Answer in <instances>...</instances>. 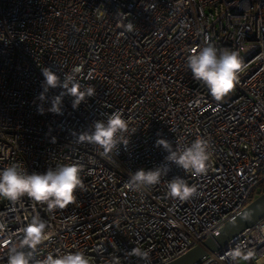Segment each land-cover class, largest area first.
I'll list each match as a JSON object with an SVG mask.
<instances>
[{
	"label": "built area",
	"instance_id": "built-area-1",
	"mask_svg": "<svg viewBox=\"0 0 264 264\" xmlns=\"http://www.w3.org/2000/svg\"><path fill=\"white\" fill-rule=\"evenodd\" d=\"M129 21L133 32L122 27ZM206 43L238 51L246 64L219 102L187 67L190 49ZM43 67L61 80L80 67L77 80L94 86L95 95L77 109L65 95L57 115L47 109L64 90L49 89L40 114ZM117 110L137 130L127 147L109 159L77 142ZM201 136L211 142L206 174L168 162L171 171L159 184L125 188L131 173L165 163L157 139L175 148ZM13 163L29 174L78 164L86 190L52 212L28 197L15 205L0 198V264H7L4 241L19 242L34 215L54 234L38 246L36 260L59 250L82 251L93 264H110L113 256L145 264L128 255L141 247L150 249L151 264H165L216 234L264 192V0H0V169ZM175 176L197 185L199 195L169 198L166 185ZM259 224L264 217L194 264H232L224 257L237 245L264 254L255 239Z\"/></svg>",
	"mask_w": 264,
	"mask_h": 264
},
{
	"label": "clouds",
	"instance_id": "clouds-1",
	"mask_svg": "<svg viewBox=\"0 0 264 264\" xmlns=\"http://www.w3.org/2000/svg\"><path fill=\"white\" fill-rule=\"evenodd\" d=\"M127 32H133L135 25L129 21L122 24ZM188 27V25H184ZM187 67L191 70L195 81L203 84L215 101H222L234 89L239 82L246 64L240 53L235 50L218 49L212 43H206L198 50L190 49L187 56ZM44 81L43 91L38 99L42 102L38 106V112L44 114L43 102L46 101V93L49 89L62 88L59 95L51 98V106L48 112L61 115L62 99L65 95L73 97L72 107L77 109L87 98L95 95L92 85L82 87L76 78L81 71L80 67L72 69L71 73H65L63 80L51 67L41 68ZM137 130L130 129V122L124 118L121 111H113L106 115V119L97 120L90 125V131L80 133L76 140L78 143L87 142L101 149V155L111 159V154L117 153L121 145L129 144L128 134L133 135ZM75 135V134H74ZM156 147H162L167 155L162 163L150 170L139 169L131 173L125 188L132 192H141L161 182L171 171L168 162L178 168L190 172L193 176L206 174L212 158L211 142L205 137H198L190 145L177 143L176 147L167 139L159 138L155 142ZM82 167L75 163L49 167L41 174L33 172L29 174L19 163L0 169V198L10 201L13 205L19 203L23 197L32 201L46 204L49 212L55 209H65L77 200V190L85 191V185L81 178ZM167 196L180 201H189L199 195L198 186L189 185L180 176L173 177L166 185ZM252 214L246 213L242 217L244 221H251ZM73 220L76 218L73 217ZM48 224L39 215L31 217L23 227L19 242L4 241L7 247V264H93V260L82 251H66L56 254H47L42 260L34 259V254L39 245L51 239L54 235L48 230ZM3 224L0 223V232ZM255 239L264 243V224L257 225ZM129 256H135L143 260L145 264L150 262V249L134 247L128 252ZM224 258H230L232 264L240 261L255 264H264V254L258 255L254 249H247L244 245H237L231 249ZM110 264H121L119 257L113 256Z\"/></svg>",
	"mask_w": 264,
	"mask_h": 264
},
{
	"label": "water",
	"instance_id": "water-1",
	"mask_svg": "<svg viewBox=\"0 0 264 264\" xmlns=\"http://www.w3.org/2000/svg\"><path fill=\"white\" fill-rule=\"evenodd\" d=\"M246 213L252 214L253 218L251 221H244L242 219ZM262 217H264V192L258 194L233 218L227 220L216 234L207 237L200 244L194 245L181 256L165 264H194L209 253L217 251Z\"/></svg>",
	"mask_w": 264,
	"mask_h": 264
},
{
	"label": "rangeland",
	"instance_id": "rangeland-1",
	"mask_svg": "<svg viewBox=\"0 0 264 264\" xmlns=\"http://www.w3.org/2000/svg\"><path fill=\"white\" fill-rule=\"evenodd\" d=\"M239 264H249L248 262L240 261Z\"/></svg>",
	"mask_w": 264,
	"mask_h": 264
},
{
	"label": "trees",
	"instance_id": "trees-1",
	"mask_svg": "<svg viewBox=\"0 0 264 264\" xmlns=\"http://www.w3.org/2000/svg\"><path fill=\"white\" fill-rule=\"evenodd\" d=\"M261 191H264V186H262V189H261Z\"/></svg>",
	"mask_w": 264,
	"mask_h": 264
}]
</instances>
